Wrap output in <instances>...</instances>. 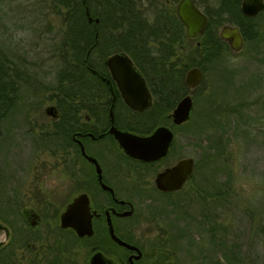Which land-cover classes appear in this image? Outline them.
I'll list each match as a JSON object with an SVG mask.
<instances>
[{
  "label": "rangeland",
  "instance_id": "374dc122",
  "mask_svg": "<svg viewBox=\"0 0 264 264\" xmlns=\"http://www.w3.org/2000/svg\"><path fill=\"white\" fill-rule=\"evenodd\" d=\"M159 1L176 10L179 0ZM51 4L0 0V44L28 74L19 82L16 106L0 123L1 204L15 202L13 197L21 204L36 202L41 188L46 200L61 208L73 196L68 174L72 148L66 149L60 138L45 141L41 134L53 131L57 120L45 112L49 104L58 106L52 87L58 71L53 49L60 17L52 13ZM257 21L261 37L244 44L240 52L226 50L204 81L189 91L192 117L174 129L165 163L190 156L196 164L205 151L210 152L209 160H202L199 172L174 194L155 189L150 174L145 186L149 193L139 200L140 207L157 218L164 234L162 247L167 243L171 249L172 264H264V13ZM190 39L178 49L183 59L199 57L196 40ZM223 71L229 72L230 81H218ZM0 212L5 222V208ZM186 221L195 227L189 241ZM89 256V248L78 241L76 264H87Z\"/></svg>",
  "mask_w": 264,
  "mask_h": 264
},
{
  "label": "flooded vegetation",
  "instance_id": "af4514ba",
  "mask_svg": "<svg viewBox=\"0 0 264 264\" xmlns=\"http://www.w3.org/2000/svg\"><path fill=\"white\" fill-rule=\"evenodd\" d=\"M109 55L104 60L109 73L102 74L103 76L95 73L94 76L99 80L97 82L99 86L105 88V91L100 93L103 99L93 103L90 111L82 115L81 123L78 126L76 123L70 134L73 146L68 174L72 182L73 196L61 208L58 204L46 200L43 195L44 188L40 190L37 188L41 196L36 198V202L21 204L13 197L12 200L15 202L0 203V208L4 207L6 210L5 222L0 220V264H76L78 241L89 248L87 264H91L92 255L97 251L103 254L108 264H172L171 249L167 243L162 247L164 234L159 230L157 218H153L146 208H141L139 200L149 193L145 186L152 175L155 189L163 194H174L183 189L194 173L180 190L162 191L157 188L156 174L173 164H166L165 159L170 155L174 138L167 154L157 160L144 161L124 151L111 131L112 127L134 134L148 135L158 126L165 125L174 132L175 128L171 126L175 124L172 117L174 107L166 114L163 106L153 107L155 95L144 75L152 95L151 104L142 110L131 107L123 98L105 64ZM135 65L137 66L136 63ZM137 68L140 70L138 66ZM57 109L58 116L55 119L58 120L60 118L58 106ZM58 136L61 137V133H58ZM80 142L87 155L96 161L83 154ZM58 143L55 142L59 147ZM108 163L110 167L106 170L105 166ZM98 165L101 169V179ZM38 179L37 177V184ZM103 184L110 187L113 192ZM81 193H85L89 198V213L92 215L94 229L92 235L80 236L73 227L61 225L63 211ZM51 194L56 197L55 190ZM109 221L115 235L136 248H128L113 239ZM194 230L193 225L189 223L186 225L185 232L183 231L186 233V241L192 238ZM196 234H199V230H196Z\"/></svg>",
  "mask_w": 264,
  "mask_h": 264
},
{
  "label": "trees",
  "instance_id": "16d2710c",
  "mask_svg": "<svg viewBox=\"0 0 264 264\" xmlns=\"http://www.w3.org/2000/svg\"><path fill=\"white\" fill-rule=\"evenodd\" d=\"M194 1L207 15L208 23L204 33L195 39L194 49L199 57L183 59L178 49L182 50L184 39L189 37L176 10L167 2L162 6L159 0H52V13L60 17L59 37L53 49L58 71L52 87L57 95L60 118L54 121L53 131L41 133L42 138L54 140L61 133L59 138L64 147L73 146L70 137L73 128L81 123L83 112L90 111L96 100L103 99L100 93L105 91L91 68L108 74L104 60L112 52L124 50L131 55L153 90V107L163 106L166 114L190 91L184 81L188 68L199 66L205 78V73L214 68L225 51L232 50L219 36L220 26L237 24L247 46L261 37L257 18L264 10L250 17L241 11L242 0ZM17 62H20L17 57L0 44V123L16 106L19 82L28 75L26 67ZM217 79L230 81L229 72H221ZM182 125L171 124L173 128ZM205 152L195 164L197 172L202 160L210 158V152Z\"/></svg>",
  "mask_w": 264,
  "mask_h": 264
},
{
  "label": "water",
  "instance_id": "95a60500",
  "mask_svg": "<svg viewBox=\"0 0 264 264\" xmlns=\"http://www.w3.org/2000/svg\"><path fill=\"white\" fill-rule=\"evenodd\" d=\"M263 10L264 0H242L241 2V11L247 16L254 17ZM87 13H89L88 9ZM176 14L184 24L189 38L196 39L204 33L208 17L194 0H179ZM89 20H92V17H89ZM96 21H98V18H96ZM218 31L219 36L228 42L234 52H240L243 49L244 37L237 24H223ZM105 64L117 83L123 98L131 107L142 110L151 104L152 95L147 82L128 53L124 51L115 52L108 56ZM91 70L93 73L103 76L96 69L91 68ZM203 78V70L199 66H191L186 71L184 80L187 87L194 89L202 82ZM193 107L192 95L190 93L185 94L172 111L173 122L175 124H182L188 121L191 118ZM45 112L53 119L58 116V109L54 104L46 106ZM111 131L114 132L119 144L128 155L144 161L157 160L166 155L174 138L172 129L165 125L158 126L148 135L134 134L115 127H112ZM81 148L86 157L95 160V158L87 155L82 143ZM194 170L195 160L193 157L180 158L156 174L155 184L162 191L180 190L192 176ZM100 171L101 169L98 165V173L101 179ZM103 186L113 192L107 185L103 184ZM89 208L88 195L85 193L79 194L63 211L61 225L73 227L80 236L92 235L94 229ZM109 229L111 236L118 243L131 249L136 248L115 235L111 221H109ZM91 264L108 263L103 254L97 251L92 255Z\"/></svg>",
  "mask_w": 264,
  "mask_h": 264
}]
</instances>
